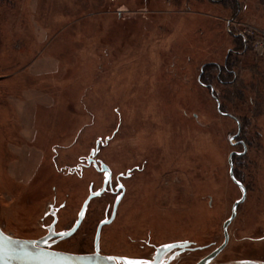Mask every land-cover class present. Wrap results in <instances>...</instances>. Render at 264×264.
Masks as SVG:
<instances>
[{
    "label": "rangeland",
    "instance_id": "374dc122",
    "mask_svg": "<svg viewBox=\"0 0 264 264\" xmlns=\"http://www.w3.org/2000/svg\"><path fill=\"white\" fill-rule=\"evenodd\" d=\"M263 29L264 0H0L2 229L72 228L105 179L87 163L99 141L113 190L131 171L99 252L146 262L189 240L166 264H197L244 192L233 152L246 196L209 264L264 261V50L238 35ZM118 195L50 248L93 253Z\"/></svg>",
    "mask_w": 264,
    "mask_h": 264
},
{
    "label": "water",
    "instance_id": "95a60500",
    "mask_svg": "<svg viewBox=\"0 0 264 264\" xmlns=\"http://www.w3.org/2000/svg\"><path fill=\"white\" fill-rule=\"evenodd\" d=\"M99 145L100 143L99 141H97L95 149H92L90 152V157H88L87 163L90 164L91 161H94L97 169H100L102 172H105V179L102 188L100 190L92 191V189L90 188L91 189L90 194L83 203L81 210L78 214L77 221L75 222L73 227L67 231L56 232L55 223L57 221V218L55 217L54 222L48 227V233L43 237H40L38 239H21L7 234L0 226V264H118V262L125 261L126 259H128L129 261L138 262V260L134 258L106 255L99 252L101 229L104 225L112 222V220L115 217L118 204L124 194V186L122 184L118 186V189H122V193L118 195L115 201L110 218L101 221L97 227L95 234V241H94L95 251L93 253H71L66 251L54 250L46 246L48 244L47 243L48 240H50L51 238H57V240H62L73 235L81 225L90 201L93 198L102 195L106 190L107 184L111 182L112 174L110 167L102 161L100 162V165H98L96 160L94 159L95 152L98 150ZM232 155L233 152L229 155L230 177L234 182L242 186L241 182H239L234 176ZM245 196H246V191L244 189L241 199L236 201L233 205L232 215L224 223L225 239L223 244L212 253L206 255L197 264H208L216 257V254L227 244L229 239L228 226L236 214L237 205L244 200ZM188 243H189L188 241H184L182 243L175 242V243H169L166 245L159 246L156 249L154 260L145 262L144 264H158V260L166 252L176 247L183 248ZM169 245H171V247H168ZM228 264H255V263L239 260V261L229 262Z\"/></svg>",
    "mask_w": 264,
    "mask_h": 264
},
{
    "label": "flooded vegetation",
    "instance_id": "af4514ba",
    "mask_svg": "<svg viewBox=\"0 0 264 264\" xmlns=\"http://www.w3.org/2000/svg\"><path fill=\"white\" fill-rule=\"evenodd\" d=\"M98 151V150H97ZM97 151L95 152V155H94V159L96 160V158H95V156L97 155ZM245 152L247 151L246 150V147H245V150H244ZM244 152V153H245ZM237 154H239V153H237ZM96 162H97V164L98 165H100V162L101 161H99V160H96ZM90 164H92L94 167H95V169H97V167L95 166V163H94V161H91V163ZM90 164H88V165H90ZM99 172H102L100 169H97ZM130 173H131V171H128L125 175H123V174H120L118 177H117V188H118V186L120 185V184H122V181H121V179L120 178H122V179H126V178H128V176L130 175ZM103 174H104V177H105V172H103ZM111 174H112V171H111ZM235 176V175H234ZM236 178V177H235ZM239 182H241V184H242V186H240V185H238L236 182V184L238 185V186H240L242 189H243V191H244V189H245V186H244V183L241 181V180H239L238 178H236ZM123 185V184H122ZM124 186V185H123ZM112 187H113V174H112V178H111V182L109 183V184H107V186H106V191L107 190H112L113 192H115V193H118L119 192V194H121L122 193V189H121V193H120V189L119 190H117V188H116V190H113L112 189ZM124 191H125V186H124ZM240 200V199H239ZM236 201H238V200H236ZM244 201V200H243ZM242 201V202H243ZM240 204V203H239ZM238 204V205H239ZM237 205V206H238ZM56 217V216H55ZM57 218V217H56ZM230 225V224H229ZM58 232V231H57ZM43 237V236H42ZM33 239H38V238H33ZM58 241H60V240H57V238H51L50 240H48V244L46 245L47 247H49L50 248V246H52L54 243H56V242H58ZM184 241H188L189 243L188 244H186L185 245V247H183V248H181V247H176V248H173V249H171V250H169L168 252H166L159 260H158V264H166V263H168L169 262V260L170 259H172L174 256H176V255H179L180 253H182V252H185V251H187V250H193V249H195V248H197V247H195L194 246V242H192V241H189V240H183V241H177V242H179V243H182V242H184ZM173 243H175V242H173ZM159 246H162V245H159ZM159 246H156V248H155V253L153 254V256H152V259L150 260V261H153L154 260V256H155V254H156V249H157V247H159ZM125 258H130V257H125ZM135 259V258H134ZM127 261H129L128 259H126ZM244 261H247V262H254L255 264H264V261H262V260H256V259H245ZM139 262V261H138ZM146 262H149V261H146ZM145 262H141V264H144ZM210 263V262H209ZM208 263V264H209Z\"/></svg>",
    "mask_w": 264,
    "mask_h": 264
},
{
    "label": "built area",
    "instance_id": "2783aa9c",
    "mask_svg": "<svg viewBox=\"0 0 264 264\" xmlns=\"http://www.w3.org/2000/svg\"><path fill=\"white\" fill-rule=\"evenodd\" d=\"M243 40H247L249 37H254L255 45L259 50H264V29L255 31H245L238 34Z\"/></svg>",
    "mask_w": 264,
    "mask_h": 264
},
{
    "label": "trees",
    "instance_id": "16d2710c",
    "mask_svg": "<svg viewBox=\"0 0 264 264\" xmlns=\"http://www.w3.org/2000/svg\"><path fill=\"white\" fill-rule=\"evenodd\" d=\"M241 42H242V41H241ZM242 43H243V42H242ZM241 46H242V45H241ZM230 53H232V51H231ZM226 64H227V65H225V66H223V67L219 66V69L222 70V71L225 70V71H227V72H230V71H229L230 68H232V66L235 65V60H232L231 54H229ZM209 66H211V65H209ZM211 67H213V66H211ZM214 67H218V66L215 64ZM201 82L203 83V80H202ZM208 84H209V83H208ZM209 85H210V84H209ZM209 85H208V86H209ZM210 86H211V85H210ZM235 175H236V174H235ZM235 177H237V176H235Z\"/></svg>",
    "mask_w": 264,
    "mask_h": 264
},
{
    "label": "snow or ice",
    "instance_id": "6c2138e0",
    "mask_svg": "<svg viewBox=\"0 0 264 264\" xmlns=\"http://www.w3.org/2000/svg\"><path fill=\"white\" fill-rule=\"evenodd\" d=\"M168 247H171V245H169ZM118 264H141V262H135V261H122V262H118Z\"/></svg>",
    "mask_w": 264,
    "mask_h": 264
}]
</instances>
